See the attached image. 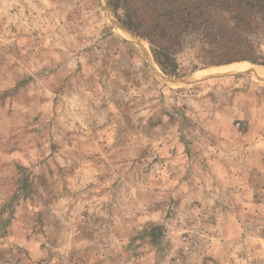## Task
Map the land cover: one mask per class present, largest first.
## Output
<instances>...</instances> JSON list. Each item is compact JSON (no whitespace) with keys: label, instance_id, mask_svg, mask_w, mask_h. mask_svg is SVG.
<instances>
[{"label":"rangeland","instance_id":"rangeland-1","mask_svg":"<svg viewBox=\"0 0 264 264\" xmlns=\"http://www.w3.org/2000/svg\"><path fill=\"white\" fill-rule=\"evenodd\" d=\"M194 41L171 76L107 0H0V264H264V64Z\"/></svg>","mask_w":264,"mask_h":264},{"label":"trees","instance_id":"trees-1","mask_svg":"<svg viewBox=\"0 0 264 264\" xmlns=\"http://www.w3.org/2000/svg\"><path fill=\"white\" fill-rule=\"evenodd\" d=\"M107 1L123 27L150 43L155 62L167 75L182 76L176 56L187 37L195 40L204 67L264 64L257 41L264 32V0Z\"/></svg>","mask_w":264,"mask_h":264},{"label":"bare ground","instance_id":"bare-ground-1","mask_svg":"<svg viewBox=\"0 0 264 264\" xmlns=\"http://www.w3.org/2000/svg\"><path fill=\"white\" fill-rule=\"evenodd\" d=\"M244 67H246V66L244 65V66H241L240 68L238 67L237 69H234V72L235 71L239 72L241 70H244ZM258 75L259 76H264V69L263 68L258 70Z\"/></svg>","mask_w":264,"mask_h":264}]
</instances>
